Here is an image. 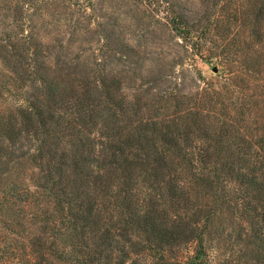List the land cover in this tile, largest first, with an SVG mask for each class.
Masks as SVG:
<instances>
[{"label": "trees", "instance_id": "16d2710c", "mask_svg": "<svg viewBox=\"0 0 264 264\" xmlns=\"http://www.w3.org/2000/svg\"><path fill=\"white\" fill-rule=\"evenodd\" d=\"M159 1L173 29L193 45L174 4ZM245 13L253 20V34L262 38L264 0ZM228 46L230 42L224 48ZM10 48L1 45L0 57L10 61L21 56V69L39 86L33 100L9 117L0 114V144L30 143L40 180L33 195L16 186L3 188L0 178V226L22 243L14 251L11 244L4 248L0 264H47L50 256L77 264H213L208 243L219 207L249 227L248 233L243 226L239 231L244 246L238 256L234 253L237 260L251 252L257 264H264V135L243 132L249 102L243 80H229L223 91L206 90L186 119L179 114L118 126L117 114L125 106L113 101L111 86L102 83L96 100L95 86L71 73L48 77L35 65L38 56H25L28 48L24 54H18L15 44ZM246 61V74L260 73ZM225 96H233L236 116L227 114L234 122L215 137L203 129L202 114L223 105ZM101 112L109 114L105 122H100ZM63 120L90 129L79 140L82 150L92 149L89 156L62 148L58 134L65 129ZM261 124L264 129V116ZM200 190L214 199L212 207L195 202ZM32 195L37 202L53 198L52 211L35 215L36 221L13 211L10 215L9 199ZM58 239L66 248L59 249Z\"/></svg>", "mask_w": 264, "mask_h": 264}, {"label": "rangeland", "instance_id": "374dc122", "mask_svg": "<svg viewBox=\"0 0 264 264\" xmlns=\"http://www.w3.org/2000/svg\"><path fill=\"white\" fill-rule=\"evenodd\" d=\"M169 1L175 6L174 12L184 17L193 45L173 29L159 0H0V46L10 48L15 44L18 54L28 48L25 56H38L35 65L42 74L51 78L74 74L82 84L96 87V100H100L102 83L111 86L113 101L125 106L117 114L118 126L138 120L162 121L179 114L186 119L193 114L191 108L200 106L206 90L223 91L229 80H243L249 99L246 121L241 123L243 132L263 136L264 22L260 26L262 38L258 39L250 26L252 18L243 17L259 0ZM228 42L231 48L225 49ZM0 58V114L9 117L19 105L35 98L39 84L26 77L21 56L10 61ZM245 59L260 73L246 74ZM232 97L225 96L223 105L201 115V125L210 135L217 137L225 125L234 122L227 115L236 116ZM108 115L101 112L100 122H105ZM62 122L65 129L58 134L62 136V148L89 156L92 149L82 150L79 140L88 137L90 129L71 125L68 120ZM68 133L71 136H63ZM8 146L0 144L2 187L16 186L34 195L40 176L33 162L32 145L21 141L17 146ZM195 194V202L204 208L215 204L204 191ZM33 195L9 199L10 215L13 211L36 221L35 215L52 211L53 198L37 202ZM235 218L226 207L216 211L213 240L208 243L213 264H257L246 250L247 257L242 262L237 260L244 246L238 239L239 231L243 226L248 233L249 227ZM57 243L59 249L66 248L60 239ZM10 244L13 251L20 249V237L0 226V255ZM189 252L184 250L183 254ZM47 264L77 263L50 256Z\"/></svg>", "mask_w": 264, "mask_h": 264}, {"label": "water", "instance_id": "95a60500", "mask_svg": "<svg viewBox=\"0 0 264 264\" xmlns=\"http://www.w3.org/2000/svg\"><path fill=\"white\" fill-rule=\"evenodd\" d=\"M217 71H218L217 68H215V69H214V72H217Z\"/></svg>", "mask_w": 264, "mask_h": 264}]
</instances>
